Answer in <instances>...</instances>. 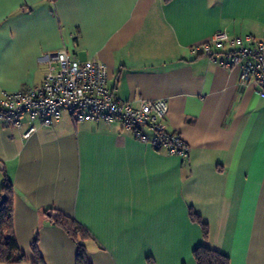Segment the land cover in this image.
<instances>
[{
    "label": "crops",
    "instance_id": "crops-1",
    "mask_svg": "<svg viewBox=\"0 0 264 264\" xmlns=\"http://www.w3.org/2000/svg\"><path fill=\"white\" fill-rule=\"evenodd\" d=\"M216 31L264 39V0H0V97L40 84L65 49L104 64L122 100L165 98L164 124L189 149L183 160L64 111L28 138V121H0V187L7 175L24 256L0 264H75L55 213L84 228L91 264H196L200 245L264 264V99L238 67L191 50Z\"/></svg>",
    "mask_w": 264,
    "mask_h": 264
},
{
    "label": "built area",
    "instance_id": "built-area-1",
    "mask_svg": "<svg viewBox=\"0 0 264 264\" xmlns=\"http://www.w3.org/2000/svg\"><path fill=\"white\" fill-rule=\"evenodd\" d=\"M191 50L224 68L238 67L239 85H253L264 99V39L216 31L206 40L194 43ZM47 64L40 84L22 91L2 92L0 97L1 122L20 128L28 121L23 138L41 126L58 122L64 111L74 121L119 123L124 131L154 149L183 160L188 157L186 142L164 124L168 111L165 98L140 99L136 106L120 99L107 83L105 65L93 57L80 61L72 52L60 49L47 56Z\"/></svg>",
    "mask_w": 264,
    "mask_h": 264
},
{
    "label": "trees",
    "instance_id": "trees-1",
    "mask_svg": "<svg viewBox=\"0 0 264 264\" xmlns=\"http://www.w3.org/2000/svg\"><path fill=\"white\" fill-rule=\"evenodd\" d=\"M5 197L2 200V197ZM12 210H13V188L7 175L3 177L0 187V262L15 263L24 260L20 253L12 228ZM190 219L200 224L204 239L207 238V226L200 217L193 211L189 212ZM51 224L63 229L68 236L75 242L77 251L75 264H91L87 259V251L84 245L86 232L84 228L74 219L61 213L49 215ZM37 238L34 239L31 249L35 255V262L41 263L38 251L36 249ZM193 257L196 264H229L228 257L213 250L205 245H200L193 250Z\"/></svg>",
    "mask_w": 264,
    "mask_h": 264
},
{
    "label": "water",
    "instance_id": "water-1",
    "mask_svg": "<svg viewBox=\"0 0 264 264\" xmlns=\"http://www.w3.org/2000/svg\"><path fill=\"white\" fill-rule=\"evenodd\" d=\"M0 168H2V166H1V165H0ZM4 198H5V197L3 196V197H2V200H4Z\"/></svg>",
    "mask_w": 264,
    "mask_h": 264
}]
</instances>
